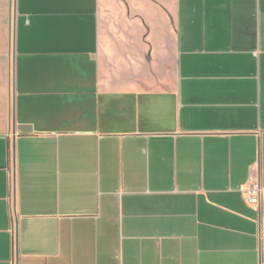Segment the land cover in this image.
<instances>
[{
	"label": "crops",
	"instance_id": "crops-1",
	"mask_svg": "<svg viewBox=\"0 0 264 264\" xmlns=\"http://www.w3.org/2000/svg\"><path fill=\"white\" fill-rule=\"evenodd\" d=\"M264 0H0V264H264Z\"/></svg>",
	"mask_w": 264,
	"mask_h": 264
},
{
	"label": "built area",
	"instance_id": "built-area-1",
	"mask_svg": "<svg viewBox=\"0 0 264 264\" xmlns=\"http://www.w3.org/2000/svg\"><path fill=\"white\" fill-rule=\"evenodd\" d=\"M250 203L258 204L264 195V188L258 178L252 179L245 190Z\"/></svg>",
	"mask_w": 264,
	"mask_h": 264
}]
</instances>
